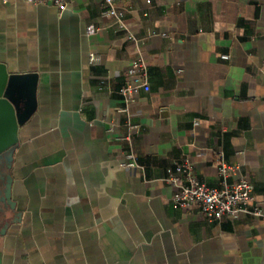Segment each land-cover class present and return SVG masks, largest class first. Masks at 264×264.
Wrapping results in <instances>:
<instances>
[{
	"label": "crops",
	"instance_id": "crops-1",
	"mask_svg": "<svg viewBox=\"0 0 264 264\" xmlns=\"http://www.w3.org/2000/svg\"><path fill=\"white\" fill-rule=\"evenodd\" d=\"M116 1L125 27L103 0H0V62L35 101L0 157V264H264V0ZM137 59L148 86L124 98ZM184 158L217 188L234 167L262 216L173 207Z\"/></svg>",
	"mask_w": 264,
	"mask_h": 264
},
{
	"label": "built area",
	"instance_id": "built-area-1",
	"mask_svg": "<svg viewBox=\"0 0 264 264\" xmlns=\"http://www.w3.org/2000/svg\"><path fill=\"white\" fill-rule=\"evenodd\" d=\"M6 1V0H3ZM30 4H46L50 3L56 6L59 10H64L67 6V0H25ZM103 14L112 19V25L125 27L124 17L125 9L116 0H103ZM90 27L88 33H92ZM164 35V34H163ZM127 38L139 43L140 39L136 38L132 33H127ZM221 59H228V54H222ZM89 61L92 64L100 62V57L97 54L90 53ZM126 76L130 79V83L120 89L118 93L124 98L131 93H137L141 88L148 86L147 66L142 59L134 60L130 63L125 71ZM105 86L101 81L98 89H103ZM109 92H113L108 90ZM198 119L193 120V124H198ZM128 129L134 126L131 123H126ZM114 127L109 130L113 131ZM118 140H125V136H117ZM220 157V152H219ZM121 164L126 168H140L134 152H124ZM218 176L221 179V187H212L199 181L194 172L192 162L188 158L177 163L173 168L167 169V175L163 179L166 183L174 188L171 196V205L178 209L187 207H195L200 215L209 221H220L227 215H237L239 213H248L255 216H262L261 209L258 203L254 201L252 196V186L244 178L230 182L228 177L234 170V167L227 165L219 160Z\"/></svg>",
	"mask_w": 264,
	"mask_h": 264
},
{
	"label": "water",
	"instance_id": "water-1",
	"mask_svg": "<svg viewBox=\"0 0 264 264\" xmlns=\"http://www.w3.org/2000/svg\"><path fill=\"white\" fill-rule=\"evenodd\" d=\"M24 79L28 77L11 75L0 62V157L11 152L17 144L18 129L35 108L32 91L17 92L14 89V85Z\"/></svg>",
	"mask_w": 264,
	"mask_h": 264
}]
</instances>
